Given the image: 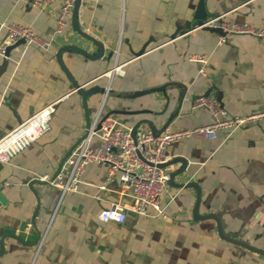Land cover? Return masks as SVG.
Instances as JSON below:
<instances>
[{"label": "crops", "instance_id": "1", "mask_svg": "<svg viewBox=\"0 0 264 264\" xmlns=\"http://www.w3.org/2000/svg\"><path fill=\"white\" fill-rule=\"evenodd\" d=\"M61 1L38 8L0 0V45L9 21L31 25L49 41L47 47L22 43L11 50L0 73V138L54 104L50 129L9 161L0 160L7 199L0 203V264H264V254L221 237L215 219L194 218L195 187L167 181L161 211L149 206L142 214L132 209L134 198L120 192L119 173L107 180L104 163H88L78 189L64 195L40 178L57 173L100 108L126 126L194 127L213 120L207 107L194 106L197 95L213 90L229 114L260 116L219 129L214 139L172 142L168 160L187 158L175 180L199 183L201 213L224 211L227 234L264 248V39L237 33L219 43V31L196 26L199 0H80L58 34ZM204 2L207 16L264 23V0ZM179 27L184 32L172 37ZM193 53L207 56L205 74L190 59ZM115 63L124 73L110 77ZM74 81L115 92L84 98ZM146 89L152 90L116 95ZM91 143L99 145L100 137ZM113 202L125 206L123 220H102L100 212Z\"/></svg>", "mask_w": 264, "mask_h": 264}, {"label": "built area", "instance_id": "2", "mask_svg": "<svg viewBox=\"0 0 264 264\" xmlns=\"http://www.w3.org/2000/svg\"><path fill=\"white\" fill-rule=\"evenodd\" d=\"M25 3L42 8L49 7L56 0H23ZM76 0H62L59 3L55 32L63 33ZM6 38L0 45V53L4 55L6 47L20 39L25 43H36L47 47L49 41L37 33L31 25L9 21L5 23ZM219 26L223 34L219 35V43L237 33H252L264 39V23L255 25L249 22H238L221 19L220 15L207 16L197 27ZM190 59L200 63V72L205 74L208 58L204 53H193ZM124 73L121 63H115L107 74ZM194 106L207 107L213 120L194 127L171 129L165 127L157 132L150 127L126 126L112 114L105 115L100 108L91 120L86 135L66 156L57 173L53 176L44 174L40 178L48 180L61 189V195L69 190H77L82 180L85 167L90 162L104 163L108 166L107 180L119 173L120 192L129 193L134 198L132 209L138 213H146L149 206L161 211L160 198L169 179L168 167L157 164L168 160L167 146L192 136L214 139L219 129L236 128L255 121L260 113L231 115L224 107L216 91L199 94L194 99ZM54 112V104H48L28 119L20 123L0 138V160L9 161L16 153L50 129V120ZM101 126L98 128V123ZM101 139L99 145H93V136ZM102 188L105 185L101 186ZM125 206L113 202L109 208L103 209L99 217L102 220L115 219L122 221Z\"/></svg>", "mask_w": 264, "mask_h": 264}, {"label": "water", "instance_id": "3", "mask_svg": "<svg viewBox=\"0 0 264 264\" xmlns=\"http://www.w3.org/2000/svg\"><path fill=\"white\" fill-rule=\"evenodd\" d=\"M79 1L80 0H76L75 5H78ZM75 5H74V7H75ZM206 17H207V10H206V7H205V2H204V0H199L198 6H197V10H196V13L194 15V18L196 20V26L200 25ZM205 28L211 29V30H214V31H219L221 34H223V30L219 26H206ZM182 30H184L182 27H179L178 29H176V31L173 33L172 37L177 36L179 31L184 32ZM85 35H87L90 39L95 40L100 45V47H102V48L104 47L103 43L101 41H99L98 39H96L95 37H93L91 35H88V34H85ZM22 43H25V39H20V40L16 41L13 44H9L6 47L5 53L3 55V61L0 64V73L6 68V66L8 64V60H9L8 58L10 56L11 50L14 47L19 46ZM144 51H145V47H143L140 51H138L137 54H141ZM74 85H75V87L78 88V90L81 92V94L83 95L84 98H86L87 95H90V94H93V93H98V92H101V93L107 92V94H111L112 92H115L113 90L110 91L109 89L106 90L105 87H100V86H96V85L88 87V88H85L82 85H80L79 83H77L76 81H74ZM150 90H152V89H146V90H143V91H117L116 95L123 96V97H125V96H137V95H140L142 93L148 92ZM109 114L110 113L105 114L102 117V119L106 115H109ZM90 123H91V120L89 119L88 120V126L90 125ZM167 125H168V123H166V125L163 127V129L165 127H167ZM100 126H101V121L98 123V128ZM134 127H136V126H134ZM163 129H161V130H159L157 132H160ZM85 135H86V132L81 137V139ZM178 161L182 163V167L179 168V169H171L170 170L168 183H170L171 185L176 186V187H191L192 186V187L196 188L197 196H196V201H195V205H194V209H193L194 218L195 219H203V218L215 219V221L217 223L218 233H219V235L221 237L226 238V239H228V240H230V241H232L234 243L243 245V246L247 247L248 249H251V250L256 251L258 253L264 254V248L257 247L255 245L251 244L250 242H247L245 240L239 239V238L235 237L234 234L229 235V234L226 233V231H225L226 223H225V220H224V217H223L224 211H222V210L209 211L207 213H201L200 212L199 208H200V204L202 202V199H201V186L199 185V183H197L196 181H177V180H175V178L177 176L182 175L185 172V170H186V167H187V164H188V160H187V158L185 156L177 155L174 158H172L170 160H167L165 162L158 163L157 165L160 166V167H167V166H169L171 164H174L175 162H178ZM6 201H7V199L3 195V193L1 192V188H0V203H5Z\"/></svg>", "mask_w": 264, "mask_h": 264}]
</instances>
